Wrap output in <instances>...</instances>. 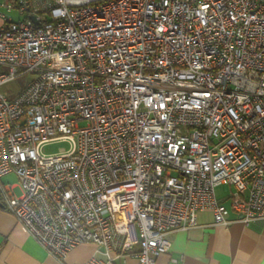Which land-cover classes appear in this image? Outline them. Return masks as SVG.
<instances>
[{"label":"built area","instance_id":"built-area-1","mask_svg":"<svg viewBox=\"0 0 264 264\" xmlns=\"http://www.w3.org/2000/svg\"><path fill=\"white\" fill-rule=\"evenodd\" d=\"M0 18V196L52 255L158 264L199 211L264 219V0H0Z\"/></svg>","mask_w":264,"mask_h":264},{"label":"crops","instance_id":"crops-1","mask_svg":"<svg viewBox=\"0 0 264 264\" xmlns=\"http://www.w3.org/2000/svg\"><path fill=\"white\" fill-rule=\"evenodd\" d=\"M13 12L18 13L17 19L23 17L17 10ZM12 17L15 19L14 15ZM2 22L4 20L0 18V24ZM25 85L13 81L5 87L7 93L13 95ZM232 190L233 187L223 196H218L219 199L229 205ZM229 216L232 223L223 225L215 222L212 211H199L196 225L171 233V249L161 253L157 263L264 264V219L246 223L233 210ZM96 250V243L82 242L70 249L64 260L58 259L5 209L0 196V264H78L89 260L95 253L103 256ZM118 263L139 264L132 257Z\"/></svg>","mask_w":264,"mask_h":264},{"label":"rangeland","instance_id":"rangeland-1","mask_svg":"<svg viewBox=\"0 0 264 264\" xmlns=\"http://www.w3.org/2000/svg\"><path fill=\"white\" fill-rule=\"evenodd\" d=\"M11 14L14 15L15 19H17L19 17L17 12H13ZM0 69H4V67H0ZM33 77H34V74L27 73V74L19 76V78L16 81H18L21 84H27ZM16 81H14V82L16 83ZM15 89H14V91H15ZM4 91L8 92L6 90V87H4ZM85 123L86 122H82L83 125ZM69 146L70 145H69L68 141H54V142H50V143L46 144L43 147V152H45V153H54V152H58V151L63 150V149H68ZM2 180L5 183H8V182L14 183L15 184V191L18 194L21 193L19 179H18L16 174H10L8 176H5ZM231 187L232 186L229 185V184H221V185L217 186V194H218V196L220 197V196H223L224 194H226L228 191H230Z\"/></svg>","mask_w":264,"mask_h":264},{"label":"water","instance_id":"water-1","mask_svg":"<svg viewBox=\"0 0 264 264\" xmlns=\"http://www.w3.org/2000/svg\"><path fill=\"white\" fill-rule=\"evenodd\" d=\"M31 18H32L34 21H36V22L38 21L37 18H36V16H31Z\"/></svg>","mask_w":264,"mask_h":264}]
</instances>
